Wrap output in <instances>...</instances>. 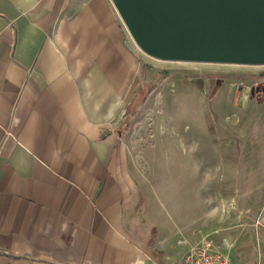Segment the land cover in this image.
Instances as JSON below:
<instances>
[{
  "label": "crops",
  "instance_id": "crops-1",
  "mask_svg": "<svg viewBox=\"0 0 264 264\" xmlns=\"http://www.w3.org/2000/svg\"><path fill=\"white\" fill-rule=\"evenodd\" d=\"M139 56L111 0H0V264H189L207 243L264 264V99L215 100L240 122L219 116L212 158L179 135L148 171L166 139L118 130Z\"/></svg>",
  "mask_w": 264,
  "mask_h": 264
},
{
  "label": "rangeland",
  "instance_id": "rangeland-1",
  "mask_svg": "<svg viewBox=\"0 0 264 264\" xmlns=\"http://www.w3.org/2000/svg\"><path fill=\"white\" fill-rule=\"evenodd\" d=\"M126 35L140 54L138 66L142 83L122 113L118 130L124 136L136 134L134 139H154L159 133V139H166L160 143L156 141L153 147H145L142 151L140 164L148 171L159 172L161 167L172 164L173 159L167 152L176 150L179 135L181 146L198 152L199 156H195L201 159L202 164L212 158L208 151H211L213 142L219 141L216 140L215 129L221 114H230L223 122L225 127L240 122L236 114H231V109L224 107L217 111L212 108L215 100L229 98L237 109L246 98L264 99V63L156 59L138 47L127 29ZM158 120L161 122L159 125ZM251 127L247 130V134L250 133V138H246L248 142L260 138L252 134L255 124ZM262 128L264 125H260ZM191 159L188 158L189 161Z\"/></svg>",
  "mask_w": 264,
  "mask_h": 264
},
{
  "label": "water",
  "instance_id": "water-1",
  "mask_svg": "<svg viewBox=\"0 0 264 264\" xmlns=\"http://www.w3.org/2000/svg\"><path fill=\"white\" fill-rule=\"evenodd\" d=\"M156 59L264 63V0H111Z\"/></svg>",
  "mask_w": 264,
  "mask_h": 264
},
{
  "label": "built area",
  "instance_id": "built-area-1",
  "mask_svg": "<svg viewBox=\"0 0 264 264\" xmlns=\"http://www.w3.org/2000/svg\"><path fill=\"white\" fill-rule=\"evenodd\" d=\"M186 255L189 264H230L226 255L210 243L195 247Z\"/></svg>",
  "mask_w": 264,
  "mask_h": 264
},
{
  "label": "bare ground",
  "instance_id": "bare-ground-1",
  "mask_svg": "<svg viewBox=\"0 0 264 264\" xmlns=\"http://www.w3.org/2000/svg\"><path fill=\"white\" fill-rule=\"evenodd\" d=\"M133 39V38H132ZM135 42V41H134Z\"/></svg>",
  "mask_w": 264,
  "mask_h": 264
},
{
  "label": "flooded vegetation",
  "instance_id": "flooded-vegetation-1",
  "mask_svg": "<svg viewBox=\"0 0 264 264\" xmlns=\"http://www.w3.org/2000/svg\"><path fill=\"white\" fill-rule=\"evenodd\" d=\"M257 89V88H256Z\"/></svg>",
  "mask_w": 264,
  "mask_h": 264
}]
</instances>
